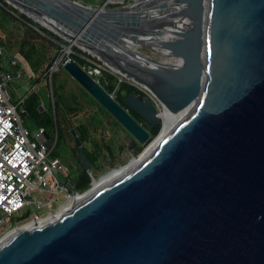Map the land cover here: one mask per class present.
Segmentation results:
<instances>
[{"label": "water", "instance_id": "water-1", "mask_svg": "<svg viewBox=\"0 0 264 264\" xmlns=\"http://www.w3.org/2000/svg\"><path fill=\"white\" fill-rule=\"evenodd\" d=\"M4 1L69 42L50 78L76 46L153 93L188 96L171 106L179 117L144 161L0 244V264H264V0ZM151 32L170 35L157 48L184 56L183 67L138 50L163 55ZM62 64L140 144L153 139L75 59ZM124 101L160 134L151 95Z\"/></svg>", "mask_w": 264, "mask_h": 264}, {"label": "rangeland", "instance_id": "rangeland-1", "mask_svg": "<svg viewBox=\"0 0 264 264\" xmlns=\"http://www.w3.org/2000/svg\"><path fill=\"white\" fill-rule=\"evenodd\" d=\"M80 2L91 3L95 6H100L104 2L108 1L107 8H114L120 5L128 4L134 0H125L122 4H119L117 1L119 0H77ZM11 6V5H10ZM12 7V6H11ZM13 8V7H12ZM18 11V10H17ZM19 12V11H18ZM21 13V12H19ZM34 22V21H33ZM35 25L29 23L28 21L22 19L18 13L14 12L7 6L3 5L0 2V47L4 50L5 55L9 57H18L20 62L12 66L10 63V59L5 58V60L0 57V63L4 67L5 70L15 73V71H20L22 75V79L13 80L8 89L12 95V100L14 102H19L22 99L27 98V111L26 113H21L22 122L24 125L30 130L35 131L38 129V121L42 120H54L55 117V106L54 103L59 104L65 101L68 108L73 109V113H78L76 116L68 115V118H71L70 123L71 126H74L77 121L83 123H90V127L92 124V134L94 138L98 139L101 137L105 143L113 149L114 159L112 160H100L94 163L93 165V173L98 178L101 175H104L106 172L123 166L125 164H130L133 160L138 158V156L147 148L149 144L152 143V140L156 138L158 135L161 125L158 126V130L156 134H153L151 141L146 144L141 145L135 151L129 150V143L132 135L117 121L103 106L100 105L98 101L88 91H86L80 83H78L71 74L65 69L63 66V61H65L68 55H65L62 62L57 65V68L54 69L53 75L54 77L50 78L51 67L54 62L57 61L62 55L65 48L68 47L69 42L63 44L60 49V52L56 53L55 51L50 54V57L54 56V61L50 66L49 70L44 68L39 74L34 73L28 62L21 55V46L24 44V40L33 39L36 43H41V37H48V35L41 31L37 26L42 27L38 23L34 22ZM44 28V27H43ZM49 31L48 29L44 28ZM35 30V31H34ZM53 33V32H52ZM74 47V46H73ZM72 47V48H73ZM71 48V49H72ZM73 50V49H72ZM81 49L74 50L76 53H80ZM138 50L148 56L154 57L159 61H167L164 55H160L158 53H154L153 51L139 47ZM56 53V54H55ZM73 55V54H72ZM72 55H70L72 57ZM165 57V58H164ZM47 72V76L45 75ZM31 74V78L28 75ZM107 74V73H105ZM46 76V77H45ZM103 76V75H102ZM36 79H39L37 82ZM97 80H99L100 84L104 86V76L100 80L97 76ZM108 81V80H106ZM115 83V88L113 90V94H118L120 92V83L118 81H113ZM139 89V88H137ZM146 89V88H145ZM148 90V89H147ZM140 92L142 90L139 89ZM149 91V90H148ZM147 91V92H148ZM150 92V91H149ZM148 92V93H149ZM151 93V92H150ZM149 93V94H150ZM152 97L154 98V102L157 104L158 108L161 110L162 105L159 103L158 97H156L153 93ZM150 94V95H151ZM33 95V98L31 97ZM35 102V104H34ZM25 107V106H24ZM21 112V110H19ZM47 132L51 137L52 144H54L55 137L57 134L56 127L54 124H50L47 126ZM97 135V136H96ZM87 150H92V146L90 143L84 144ZM66 145H57L55 144L52 152L50 153V158L55 156H64ZM68 153V152H67ZM127 164V165H128ZM79 163L78 160L72 158L70 161V168L72 171L73 179L77 176L79 172ZM126 166V165H125ZM121 168V167H120ZM62 179V183L68 182V178L60 175ZM65 192L61 191L59 195L58 202L53 203V208L50 210L47 205L37 208L36 205L32 207L24 208L21 213H16L13 217V222H21L26 218V213L31 210V212L38 211L39 217L47 218L52 214H55L62 209H64L67 204L65 200ZM65 203H64V202ZM65 205H64V204ZM32 220H26L19 225L16 226V229L21 228L23 225L31 224ZM9 223H5L2 225L1 229H5Z\"/></svg>", "mask_w": 264, "mask_h": 264}, {"label": "built area", "instance_id": "built-area-1", "mask_svg": "<svg viewBox=\"0 0 264 264\" xmlns=\"http://www.w3.org/2000/svg\"><path fill=\"white\" fill-rule=\"evenodd\" d=\"M80 51L76 53L71 49L66 60L72 58L70 55H76L84 61L82 68L93 78L98 76L101 80L108 73L115 76L119 83L131 84L142 90L146 96H150L147 89L124 79L96 56L84 50ZM4 55V50L0 47V57L11 58ZM19 62L20 59L15 56L10 60L12 66ZM22 75L20 71L13 73L5 70L0 63V239L20 223L39 218L40 212L29 210L28 218L13 222L14 215L21 213L24 208L33 205L41 208L47 205L51 210L53 203L58 202L61 191L66 193V203L71 196L83 193L71 191L73 175L70 166L59 156H49L57 142V135L52 144L51 137H46L44 127L30 131L22 122L21 113H25V99L14 102L8 89L9 84L15 79H22ZM28 77L31 78V74ZM102 81L104 84L108 83L106 79ZM87 173L91 179L89 188H92V181L94 183L97 178L93 172ZM60 175L67 177L68 182L62 183ZM5 223L9 225L2 230Z\"/></svg>", "mask_w": 264, "mask_h": 264}, {"label": "trees", "instance_id": "trees-1", "mask_svg": "<svg viewBox=\"0 0 264 264\" xmlns=\"http://www.w3.org/2000/svg\"><path fill=\"white\" fill-rule=\"evenodd\" d=\"M0 2L3 5L10 8L11 10H13L14 12L18 13L22 19H24V20L28 21L29 23L35 25V23L33 22L32 19L28 18L23 13H19L17 11V9L12 8L4 0H0ZM37 27L41 31L45 32L49 38H47V37L42 38L41 37L40 39H42V41L39 44L34 42L33 39H31V38L26 39V40H24V44L21 46L20 51H21V55L23 56V58L28 62L31 70L34 73L39 74L41 71H43L44 68H47V70H49L50 66L52 65L53 61L55 60L54 56L50 57V54L52 53V51L53 52L55 51L56 53L60 52V49L62 48L61 46L63 44L68 43V42L66 40L62 39L61 37H59L58 35H56L52 32H48L43 27H39V26H37ZM72 49L78 50L79 48L74 46ZM72 58L75 59V61L77 63H79L80 65H83L84 61L81 58L77 57L76 55H72ZM45 75L47 76V72H45ZM53 77H54V75L52 74V78ZM104 78L106 80H108L107 81L108 85L105 86V89L110 93L113 92V90L115 88V83L113 81L116 82L118 80L116 79L115 76L108 74V73L104 75ZM36 80H37V82H39V79H36ZM135 89H136L135 86L124 82L120 86V89H119L120 92L117 94L121 100V103H124V99H125L127 93H131ZM31 97L33 98V95H31ZM34 104H35V102H34ZM24 106H25L24 108H25V113H26V112H28L27 111V98H25V100H24ZM54 106H55V108H54L55 109L54 120L52 119L50 121L48 119V120L38 121L37 122L38 128L44 127L45 131L47 132V126L50 124H54L56 127V131H57L58 128H57L56 124L58 122V118L66 117L69 114L71 116H76L78 114V113H76V114L73 113V109L68 108V105H66L65 101H63L62 103H61V101H59V104L56 103V101H55ZM73 127H74L73 129L76 131V133L80 137L83 144H86V143H88L94 139V136L92 134V132H93L92 124L90 127V123L88 124V123H83V122L77 121ZM157 130H158V127H156L152 133L156 134ZM58 141H59V138H57V142H56L57 145H58ZM91 142L94 143L93 141H91ZM86 152H87V155H88L92 165H94V163L97 162V158L94 157L93 149L92 150L86 149ZM63 161L66 162L65 160H63ZM78 163L80 164L79 158H78ZM90 182H91V179H90L87 171H85L82 168L81 170H79L77 176L73 179L71 191L84 192L85 190H87L90 187Z\"/></svg>", "mask_w": 264, "mask_h": 264}, {"label": "bare ground", "instance_id": "bare-ground-1", "mask_svg": "<svg viewBox=\"0 0 264 264\" xmlns=\"http://www.w3.org/2000/svg\"><path fill=\"white\" fill-rule=\"evenodd\" d=\"M165 2L163 3H167V0H163ZM174 7L177 6H181L182 4L180 3H174L171 4ZM192 9L194 10V15L192 16V18L188 19V25H189V30H191L194 26V22H195V12L198 9V5H194L192 7ZM173 18V17H171ZM42 24H44V26H46L47 28L51 29V30H55L53 28L52 25L48 24L47 22L41 20ZM187 23V22H186ZM186 26V25H184ZM150 36H153L155 38L153 39H149L148 42H150L151 47H153L157 52L160 51L162 52V54L166 57V59H168L166 62H168L167 64H174L176 65V67L180 66L183 67L185 65V59L184 56L182 55H175L173 53V51L171 50V48L169 47H164L163 50L157 48V44L160 43L158 42L159 39H164L165 37L168 39L170 38V35H162V34H155L153 32L149 33ZM162 35V36H161ZM158 42V43H157ZM164 57V58H165ZM141 86V85H140ZM146 88V87H143ZM147 89V88H146ZM149 90V89H148ZM151 92V91H150ZM153 93V92H151ZM156 97H158V99L161 101H159V103L162 105V109H161V116L163 117V119L165 120V124L163 129L161 130L160 134L157 136V138H155L154 140H152V143L149 144L147 146V148L138 156V158H136L135 160H133L130 164L118 168V169H114L113 171H111L110 173H108L107 175L102 176L100 179H96L94 181L93 187L91 189H89L87 192L77 195V196H71L68 200H67V206L62 209L61 211L50 215L47 218L43 217H39L38 219H31L32 223L31 224H26L23 225L21 228H17L16 227L9 231L8 233H6L1 239H0V244L4 243L5 241H8L14 234L29 229L30 227L37 225V224H44L47 223L48 221L52 220L54 217H56L57 215L61 214L62 212H64L66 209H68L71 205H73L75 202L83 200L85 197H87L88 195L92 194L93 192L97 191L98 189L102 188L103 186L117 180L118 178L124 176L125 174H127L129 171H131L133 168H135L136 166H138L142 161H144V159H146V157L152 152V150L156 147V145L160 142V140L162 139V137L169 131V129L174 125V123L177 121L179 115L177 116L174 113H171L169 110L172 109L171 106L172 105H176L178 104V102L182 99L187 98L188 93H182L180 96H173L171 95H167L164 92L158 93L156 94L155 92L153 93ZM65 205V204H64Z\"/></svg>", "mask_w": 264, "mask_h": 264}, {"label": "flooded vegetation", "instance_id": "flooded-vegetation-1", "mask_svg": "<svg viewBox=\"0 0 264 264\" xmlns=\"http://www.w3.org/2000/svg\"><path fill=\"white\" fill-rule=\"evenodd\" d=\"M124 82H121L120 85H122ZM108 84H105L103 87L105 89V86ZM106 90V89H105ZM107 91V90H106ZM108 92V91H107ZM110 93V92H108ZM133 94H135L136 96H138L140 99H144L146 97V95L143 92H140L137 88L131 92ZM113 98L124 108L128 111V113L145 129L149 132V134L153 135V131L156 127L160 126H154L152 129H149L146 126V122L138 115L136 114L132 109H130L126 104L125 101L124 103H121V100L119 98L118 95L113 94L112 92L110 93ZM130 93H127V95ZM126 95V97H127ZM125 97V98H126ZM125 100V99H124ZM70 117V115H69ZM71 118H68V116L66 117H61L58 118V122H57V128H58V132H57V138H59L58 144L61 145H66V152L64 156H61L62 160H65L67 162V164H70V161H72V158H75L78 160L79 158V152H78V148H76L75 145V141H74V136L72 134V130H74L73 126H71L70 123ZM97 136V135H96ZM97 138V137H96ZM94 138L93 141L94 143H92L91 141L88 142L90 143V145L93 148V153H94V157L97 158V161L100 160H112L114 159V155H113V149L111 146H109L107 143H105V141L101 138L98 137V139ZM142 144H140L133 136L130 139V143H129V150L130 151H135L136 149H138ZM85 146V145H84ZM68 152V153H67ZM79 170L82 169L81 165L79 164Z\"/></svg>", "mask_w": 264, "mask_h": 264}, {"label": "crops", "instance_id": "crops-1", "mask_svg": "<svg viewBox=\"0 0 264 264\" xmlns=\"http://www.w3.org/2000/svg\"><path fill=\"white\" fill-rule=\"evenodd\" d=\"M123 1H125V0H119V1H117V2H118L119 4H122ZM83 4H85V3L83 2ZM86 5L93 6V7H97V6H95V5L91 4V3H86ZM7 57H8V56H7Z\"/></svg>", "mask_w": 264, "mask_h": 264}]
</instances>
